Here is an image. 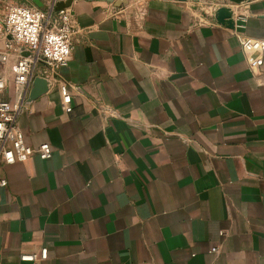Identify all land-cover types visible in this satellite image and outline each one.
I'll return each mask as SVG.
<instances>
[{"label": "crops", "instance_id": "0c3cea01", "mask_svg": "<svg viewBox=\"0 0 264 264\" xmlns=\"http://www.w3.org/2000/svg\"><path fill=\"white\" fill-rule=\"evenodd\" d=\"M66 1V0H61ZM51 0H46L50 4ZM12 4L0 0V24ZM218 8L233 27L218 24ZM66 68L0 61V99L20 105L27 145L0 161V264H264V0H72ZM9 38L0 32V55ZM35 78L48 89L29 100ZM68 84L72 112L61 107ZM212 248L217 252L212 253Z\"/></svg>", "mask_w": 264, "mask_h": 264}, {"label": "built area", "instance_id": "2783aa9c", "mask_svg": "<svg viewBox=\"0 0 264 264\" xmlns=\"http://www.w3.org/2000/svg\"><path fill=\"white\" fill-rule=\"evenodd\" d=\"M61 0H53L54 2ZM0 32L9 38L4 45L0 61L5 62L10 51L28 50L33 58H20L14 67V82L17 88H23L32 76V68L39 60L52 70L66 68L70 62L73 50L75 31L72 26L68 9L49 14L34 6L12 4L6 8L0 24ZM239 45L246 56L250 70H256L263 64L264 40L248 37H238ZM68 84H60L61 107L66 113L72 112L71 95ZM5 88L0 79V92ZM20 105L0 99V161L3 164L25 162L34 156L41 160L51 157L52 151L48 144L32 147L26 144L22 132L18 129L16 120L20 113ZM0 181V186H5ZM212 253L217 249L212 248ZM47 252L42 249L39 254L26 255L22 260L39 264L46 260Z\"/></svg>", "mask_w": 264, "mask_h": 264}, {"label": "water", "instance_id": "95a60500", "mask_svg": "<svg viewBox=\"0 0 264 264\" xmlns=\"http://www.w3.org/2000/svg\"><path fill=\"white\" fill-rule=\"evenodd\" d=\"M31 5L35 8L39 9L40 11H43L45 13L53 14L57 13L61 10L69 8L72 0H66V1H57L52 2L50 4H46V0H29ZM87 1H106V2H112L113 0H87ZM213 17L216 20L218 24L227 26L229 28L233 27L232 22V11L228 8H218L214 11ZM48 89V84L45 79L42 78H35L32 83V88L30 91L29 100H35L38 97L45 94V92Z\"/></svg>", "mask_w": 264, "mask_h": 264}]
</instances>
